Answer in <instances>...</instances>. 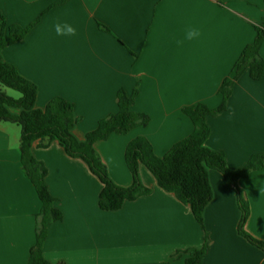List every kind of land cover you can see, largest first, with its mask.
Segmentation results:
<instances>
[{"label": "crops", "instance_id": "0c3cea01", "mask_svg": "<svg viewBox=\"0 0 264 264\" xmlns=\"http://www.w3.org/2000/svg\"><path fill=\"white\" fill-rule=\"evenodd\" d=\"M0 15L7 26L33 25L0 57L37 87L36 109L56 98L72 104L78 121L71 133L78 141L117 113L119 91L137 90L131 111L146 115L147 125L94 145L110 180L129 188L128 143L143 137L163 157L193 131L183 109L220 106L222 83L233 78L256 28L264 27V0H0ZM57 24L70 25L75 34L58 35ZM259 54L264 60V38ZM206 123L205 146L224 154L229 171L252 155L264 163V77L254 81L245 71L226 110ZM20 137L17 125L0 122V264H28L43 221L42 204L22 167ZM28 152L45 166L48 191L62 215L47 226L41 245L49 263L185 264L190 250L203 247L204 231L189 206L159 188L143 165L140 180L151 194L105 212L99 208L102 185L83 160L68 156L56 140L34 142ZM208 180L203 264H262L264 251L239 233L236 193L217 171L209 170ZM237 186L249 206L243 230L264 243V167Z\"/></svg>", "mask_w": 264, "mask_h": 264}, {"label": "trees", "instance_id": "16d2710c", "mask_svg": "<svg viewBox=\"0 0 264 264\" xmlns=\"http://www.w3.org/2000/svg\"><path fill=\"white\" fill-rule=\"evenodd\" d=\"M32 27L33 25L26 28L17 25L7 26L0 15V52L22 41ZM256 31L255 42L245 48L241 59L233 69V78L225 80L219 89V94L222 96L220 106L209 109L199 104L183 109V113L193 124V131L189 137L176 143L163 157H157L149 141L143 137H137L128 143L124 159L133 178V184L129 188L118 187L110 180L106 167L96 154L94 145L97 142L106 141L112 135H126L134 129L147 125L149 119L146 115L131 111L137 97V90L134 89L131 94L123 90L119 91L117 113L99 120L96 128L87 133L85 140L80 142L71 133L77 123L72 104L56 98L44 110L36 109L37 87L21 77L14 66L3 62L0 57V86L20 94L19 99H13L0 91V122L19 126L22 167L34 185L42 204L39 216L43 218V221L37 227L36 244L30 252L28 264H51L41 256V245L47 226L62 219L60 211L54 208L55 199L50 195L45 182L47 176L45 166L33 159L28 152L32 143L44 140L58 141L68 156L79 158L88 165L102 185L99 195L101 211L116 212L124 203L150 195L151 190L142 185L139 176V165L146 167L156 179L159 188L173 193L179 202L189 206L195 221L204 231L203 247L190 250L185 264H203L205 251L209 245L208 234L204 229L203 211L212 199L208 171H217L236 193L242 213L239 233L251 244L264 251V243L253 239L243 230L249 215V206L244 192L237 186L240 179L246 180L252 172L263 169V157L252 155L242 168L231 172L226 167L224 154L205 146L210 133L206 119L209 116L216 117L226 110L234 82L245 71H248L249 77L254 81L264 77V60L259 54L260 44L264 38V27L256 28ZM13 110L20 112L16 115Z\"/></svg>", "mask_w": 264, "mask_h": 264}, {"label": "clouds", "instance_id": "9594fccd", "mask_svg": "<svg viewBox=\"0 0 264 264\" xmlns=\"http://www.w3.org/2000/svg\"><path fill=\"white\" fill-rule=\"evenodd\" d=\"M55 30L58 35H74L75 29L72 28L70 25H64L63 27L59 24L55 26ZM190 36L195 35L194 32L189 33Z\"/></svg>", "mask_w": 264, "mask_h": 264}, {"label": "rangeland", "instance_id": "374dc122", "mask_svg": "<svg viewBox=\"0 0 264 264\" xmlns=\"http://www.w3.org/2000/svg\"><path fill=\"white\" fill-rule=\"evenodd\" d=\"M0 91L4 92L10 98H13V99H19L20 98V94L18 92L4 88L3 86H0ZM75 119H77V118L75 117ZM77 121H78V119H77ZM17 127L19 128V126H17ZM19 130H20V128H19Z\"/></svg>", "mask_w": 264, "mask_h": 264}]
</instances>
